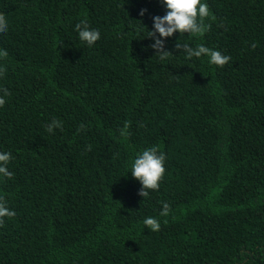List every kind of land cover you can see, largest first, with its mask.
Returning a JSON list of instances; mask_svg holds the SVG:
<instances>
[{
	"label": "trees",
	"instance_id": "trees-1",
	"mask_svg": "<svg viewBox=\"0 0 264 264\" xmlns=\"http://www.w3.org/2000/svg\"><path fill=\"white\" fill-rule=\"evenodd\" d=\"M207 4V30L160 59V0H0V264H264V0ZM152 146L165 172L143 198L129 162Z\"/></svg>",
	"mask_w": 264,
	"mask_h": 264
},
{
	"label": "clouds",
	"instance_id": "clouds-1",
	"mask_svg": "<svg viewBox=\"0 0 264 264\" xmlns=\"http://www.w3.org/2000/svg\"><path fill=\"white\" fill-rule=\"evenodd\" d=\"M162 6L166 9L163 15L152 16V29L148 30V35L153 43L150 47L160 54V59H165L169 51L165 50V38L172 37L174 33L185 34L190 36H198L205 32L208 25L204 23L205 19H211L212 14L209 10L207 0H160ZM146 9L140 10L143 15ZM83 24V22H81ZM75 25L78 39L88 46L93 45L99 38L100 34L97 29H90L86 24ZM145 26L143 23L141 28ZM8 29V23L4 16L0 15V35L4 34ZM176 48L183 50L186 57H206L209 65L223 66L230 57L222 54L219 50L209 48L203 44H196L195 47L185 44H176ZM7 56V51L0 48V58ZM4 95L7 90L3 89ZM4 103L3 96H0V105ZM59 127L58 121H52L49 125V131L52 127ZM127 123L121 129L120 135H126ZM165 153L158 151L156 146L147 147L135 154L129 162V170L131 176L138 180L141 185L139 194L145 198L149 195V190H156L159 182L165 172ZM11 154L6 151H0V179L10 178L12 176L9 170V162ZM127 172V173H128ZM168 205L162 206L161 215L167 214ZM14 211L10 209L6 202L0 199V222L2 218L12 217ZM144 226L150 231L159 229L160 224L154 217L147 216L142 221Z\"/></svg>",
	"mask_w": 264,
	"mask_h": 264
}]
</instances>
